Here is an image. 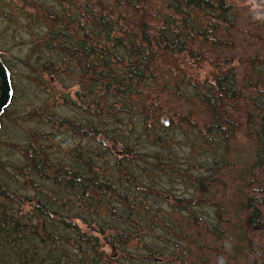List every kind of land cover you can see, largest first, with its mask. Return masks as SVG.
I'll list each match as a JSON object with an SVG mask.
<instances>
[{"label":"trees","instance_id":"obj_1","mask_svg":"<svg viewBox=\"0 0 264 264\" xmlns=\"http://www.w3.org/2000/svg\"><path fill=\"white\" fill-rule=\"evenodd\" d=\"M247 10L256 47L244 58L234 34ZM0 58L13 91L0 116V264H183L192 218L219 232V210L171 189L194 185L160 120L168 94L207 110L191 127L208 158L226 135L254 138L245 211L263 228L264 0H0Z\"/></svg>","mask_w":264,"mask_h":264},{"label":"rangeland","instance_id":"obj_2","mask_svg":"<svg viewBox=\"0 0 264 264\" xmlns=\"http://www.w3.org/2000/svg\"><path fill=\"white\" fill-rule=\"evenodd\" d=\"M255 7L256 4L251 6L252 9ZM254 20L251 10H247L239 21L241 33L234 34L236 44L240 46L238 52L244 58L252 56L256 47V42L249 35L254 30L249 22ZM23 46L9 50L7 56L17 58L19 52L25 53ZM222 54L230 56L231 52L225 51ZM237 72L241 74L243 69L238 68ZM15 73V85L21 95L19 74L22 69L17 65ZM201 73L208 75V71ZM200 77L203 78V75ZM169 95H166L161 103V118L167 119V125L170 122L168 132L173 138L172 144L178 157L176 160L180 175L189 177V181L194 185L187 186L181 179H177L171 189L177 195L181 192L183 196L192 198L193 204L199 205L197 201L204 203L202 211L208 215H214L213 213L219 210L222 220L219 222V232L206 235L205 228L201 227L203 222L192 218V224L196 225L190 227L192 233L186 236L190 240L192 255L187 256L183 264H264V222L260 230L248 226V212L245 211L252 181L249 172L254 162V138L248 136L244 129H240L237 135H226L224 147L219 149L220 156L215 157L218 161L208 158L205 149H198L197 130L191 127L202 129L205 126L209 119L207 110L197 100L179 101ZM16 101L18 104L14 105L19 106L21 112H26L28 107L23 108L25 103H22L21 98ZM230 128L231 133H234L233 119H230ZM197 177L203 183L201 188L197 187ZM197 247L198 251L193 250ZM105 251L108 252L107 249Z\"/></svg>","mask_w":264,"mask_h":264},{"label":"water","instance_id":"obj_3","mask_svg":"<svg viewBox=\"0 0 264 264\" xmlns=\"http://www.w3.org/2000/svg\"><path fill=\"white\" fill-rule=\"evenodd\" d=\"M12 87L10 83V75L6 66L0 58V116L12 100ZM161 122L166 125V119L162 118Z\"/></svg>","mask_w":264,"mask_h":264}]
</instances>
